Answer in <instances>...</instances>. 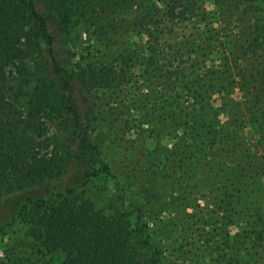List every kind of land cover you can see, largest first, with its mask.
Wrapping results in <instances>:
<instances>
[{
  "label": "rangeland",
  "instance_id": "rangeland-1",
  "mask_svg": "<svg viewBox=\"0 0 264 264\" xmlns=\"http://www.w3.org/2000/svg\"><path fill=\"white\" fill-rule=\"evenodd\" d=\"M81 1L38 4L66 69L115 76L83 108L110 169L88 196L144 208L160 264H264V0ZM25 231L0 232V264Z\"/></svg>",
  "mask_w": 264,
  "mask_h": 264
},
{
  "label": "trees",
  "instance_id": "trees-1",
  "mask_svg": "<svg viewBox=\"0 0 264 264\" xmlns=\"http://www.w3.org/2000/svg\"><path fill=\"white\" fill-rule=\"evenodd\" d=\"M39 7L38 0H0V232L19 223L26 229L1 264H32L31 250L38 259L53 255L45 264H160L144 208H128L117 192L108 207L88 196L110 169L83 108L91 90L115 76L90 65L66 69ZM46 148L51 154L41 157Z\"/></svg>",
  "mask_w": 264,
  "mask_h": 264
}]
</instances>
